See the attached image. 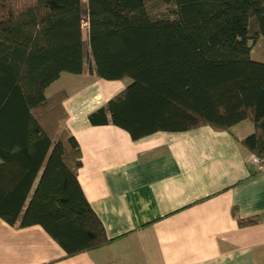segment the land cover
<instances>
[{"label": "trees", "instance_id": "16d2710c", "mask_svg": "<svg viewBox=\"0 0 264 264\" xmlns=\"http://www.w3.org/2000/svg\"><path fill=\"white\" fill-rule=\"evenodd\" d=\"M149 1L0 0V220L41 227L67 258L109 243L77 180L65 94H45L61 74L83 73V23L90 73L130 81L88 115L92 126L136 141L249 121L240 143L264 160V64L250 58L264 0H159L160 13Z\"/></svg>", "mask_w": 264, "mask_h": 264}, {"label": "crops", "instance_id": "0c3cea01", "mask_svg": "<svg viewBox=\"0 0 264 264\" xmlns=\"http://www.w3.org/2000/svg\"><path fill=\"white\" fill-rule=\"evenodd\" d=\"M129 83L63 73L45 92L65 94L62 126L81 155L77 180L109 243L67 258L41 227L0 220V264H264V171L240 143L252 124L136 141L115 126H92L88 115Z\"/></svg>", "mask_w": 264, "mask_h": 264}, {"label": "rangeland", "instance_id": "374dc122", "mask_svg": "<svg viewBox=\"0 0 264 264\" xmlns=\"http://www.w3.org/2000/svg\"><path fill=\"white\" fill-rule=\"evenodd\" d=\"M82 4L85 5V0H82ZM149 6L151 8L152 13H160L164 12L166 10L165 4L160 2L159 0H151L149 1ZM82 40L85 44V66L83 70V74H91L89 71V67L92 64L89 50L87 47V25L83 23L82 25ZM250 58L253 61H256L258 63L264 64V38H260L251 48L250 51Z\"/></svg>", "mask_w": 264, "mask_h": 264}, {"label": "built area", "instance_id": "2783aa9c", "mask_svg": "<svg viewBox=\"0 0 264 264\" xmlns=\"http://www.w3.org/2000/svg\"><path fill=\"white\" fill-rule=\"evenodd\" d=\"M250 164L255 166L259 171H264V160H261L255 156H250Z\"/></svg>", "mask_w": 264, "mask_h": 264}]
</instances>
